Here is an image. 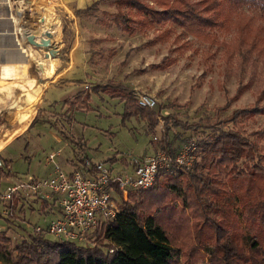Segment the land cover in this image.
Masks as SVG:
<instances>
[{
    "label": "trees",
    "instance_id": "16d2710c",
    "mask_svg": "<svg viewBox=\"0 0 264 264\" xmlns=\"http://www.w3.org/2000/svg\"><path fill=\"white\" fill-rule=\"evenodd\" d=\"M107 1L114 11L95 15L99 4ZM241 9L252 15L239 19L236 13ZM72 15L79 20L92 19L98 26L127 36L153 31L155 36L145 44L147 47L162 43L171 28H177L183 35L221 48L228 55L264 61V0H97L86 8L72 9ZM231 26L235 37L228 45L219 35ZM109 50H91L88 63ZM152 68L163 70L162 66ZM240 94L238 90L222 108H215V113L225 112ZM91 95L117 100L122 104L121 121L135 118L149 132L161 120L157 152L170 159L168 167L157 171L148 189H128L123 195L114 185L115 217L93 231L90 245L48 240L35 232L10 246L9 239L0 233L3 264H264V127L246 133L249 123L264 118L263 94L251 106L232 111L220 125L225 129L199 136L194 141L195 160L188 169L173 162L181 145L170 146L169 126L182 130H190V126L171 115L162 117L159 111L139 107L134 90L112 79L78 90L62 102L78 111L87 108ZM0 116L1 130L11 120ZM39 120L38 114L24 132ZM79 163L77 168L84 173L85 160ZM55 201L49 204L42 200V205L55 207Z\"/></svg>",
    "mask_w": 264,
    "mask_h": 264
},
{
    "label": "rangeland",
    "instance_id": "374dc122",
    "mask_svg": "<svg viewBox=\"0 0 264 264\" xmlns=\"http://www.w3.org/2000/svg\"><path fill=\"white\" fill-rule=\"evenodd\" d=\"M94 1L97 0H33L28 7L25 0L21 4L16 0H0V14H6L3 9L7 8L16 37H22L24 48L37 54L29 55L28 60L32 65L33 58L38 61L34 63L33 71L42 90L46 89V82L60 72L58 66L52 67V60H63L72 46L77 49L76 63L68 76L73 80L61 78L53 84L69 89L62 90V98L59 101L55 98L57 101L53 102H49L51 94L47 91L46 100L40 102L34 116L35 119L39 114V124L16 141L9 138L26 127L37 106L40 86L34 80L0 79V111L13 99L16 91L22 92L23 100L30 106L29 115L19 116L22 122L11 135L8 136L7 130L2 138L0 134V168L3 169L0 170V193L15 184L47 178L51 168L46 156L50 153L58 152L54 163L63 171L67 167L78 169L82 159L90 165L112 159L117 169L130 171L145 157L160 153L157 142L162 134L161 120L152 132L135 118L122 122V104L104 96L91 95L87 108L78 111L63 104V98L69 99L85 86L89 89L112 79L132 88L135 94L152 97L156 102L152 110L159 111L162 117L171 115L190 126V130L169 126L172 148L184 145V139L194 142L202 134L225 129L220 125L232 111L247 108L257 97L264 95V61H247L237 54L228 55L221 48L208 47L183 35L177 28H171L162 43L147 47L145 44L155 36L153 31L127 36L114 28L98 26L92 19L79 20L72 15V9L86 8ZM113 11L107 1L99 4L95 15ZM251 15L245 9L236 13L239 19ZM43 31L53 33V43L47 51L36 50L25 42L28 37L37 41ZM234 37L235 29L231 26L227 33L219 35V40L232 45ZM94 39L102 41L90 45L89 41ZM99 48L113 52L109 50L102 58L94 57L88 63L90 51ZM153 66H162L163 70ZM27 77L30 76L25 72L23 78ZM238 90L241 92L238 99L229 102L225 112L215 113V108H222ZM262 127L264 118H255L246 127V133ZM25 193L21 189L9 202L0 204V233L9 239L10 246L34 234L36 227H44L49 216L48 205H42V198L25 197ZM48 200L53 201V195H49ZM46 238L53 240L47 235ZM90 243L88 236L85 244ZM0 264H3L1 260Z\"/></svg>",
    "mask_w": 264,
    "mask_h": 264
},
{
    "label": "built area",
    "instance_id": "2783aa9c",
    "mask_svg": "<svg viewBox=\"0 0 264 264\" xmlns=\"http://www.w3.org/2000/svg\"><path fill=\"white\" fill-rule=\"evenodd\" d=\"M136 104L152 110L156 102L148 95L136 94ZM195 150L194 142L181 145L174 155V164L188 169L195 160ZM57 156L58 152L46 156L47 165L51 168L47 178L7 187L0 193V204L9 202L21 189L26 191V196L31 194L46 198L49 193L55 195L59 209L57 217L49 220L44 227H36L34 230L53 239L74 244L86 243L87 237L103 221L115 217L112 197L114 185L124 195L128 189H148L152 186L157 171L167 168L170 161L162 152L149 155L128 176L119 175L102 163L90 165L88 161H85L84 173L78 169L65 172L54 163Z\"/></svg>",
    "mask_w": 264,
    "mask_h": 264
},
{
    "label": "crops",
    "instance_id": "0c3cea01",
    "mask_svg": "<svg viewBox=\"0 0 264 264\" xmlns=\"http://www.w3.org/2000/svg\"><path fill=\"white\" fill-rule=\"evenodd\" d=\"M25 2L29 4L28 5L29 7L31 6V3L33 2V0H25ZM3 11H6L5 12L6 14H0V79H8V80L16 79V80H21V81L34 80L35 82L38 83V78L36 77L35 72L33 71V65L34 63H37L38 61H36V59L33 58L34 63L32 65V63H29V60H28L29 55H37V54L34 52L30 53L27 48H24L22 44V40H21L22 37L20 38L16 37V34H15L16 32L13 29L14 27L10 23V17L8 16L7 8L3 9ZM76 50L77 49L74 48V46H72V48L68 50L69 52L68 55H65V58L63 60L60 61V59L58 58H54L52 60V63H51L52 67L56 69L58 66L60 72L55 74L54 78H52L50 81L46 82L47 85H45V88H46L45 90H42L40 84L38 83L40 86V94L37 98L38 101H37V106L34 110V113L29 118L26 127L23 130L21 129L20 132L12 135L9 138V140L10 139L14 140L15 138L19 137L28 128L29 124L31 123V121L33 120L36 114V110L40 102H42L43 100H46L45 94L47 93V91L50 92L51 94V96H49L51 97L50 98L51 101L49 102H53L57 100L59 101L62 98L63 96L62 90L64 92V90L69 89V87H66V86L63 88H58V87H55L56 85H53V84H55V82L60 80L61 78L67 79V80H73V78L68 79L69 78L68 76L71 74L72 69H74L73 65L76 63L75 58H74L75 56L74 54ZM3 72L5 74H3ZM6 72H8V75L6 74ZM25 72L27 73V76H30V77L23 78ZM79 79L80 78H78L77 80ZM66 94H68V92ZM22 95H23L22 92L16 91L13 99L7 102L4 108L0 111V115H3V117H7L11 120L10 125L1 127V130H0L1 138L4 136V133L6 130L7 132H9L8 134L9 136L13 133V131H15L19 127L20 123L22 122L19 116L23 118L29 115L28 110L30 106L28 107L27 105L28 102L23 100L24 98L22 97ZM55 98H58V99L56 100ZM1 148L2 146H0V149ZM110 160L112 159H109L108 161L101 162V163H103L105 166H109L113 172L118 173L119 175L126 174L130 176L132 174V171L134 168L130 171H125V170L120 171L119 169L115 167V165H113L114 164L113 160H112V163H109ZM71 170L70 168L67 167V169H65V172H69ZM49 195H52V194L49 193L48 196ZM29 196L34 198V196L31 194L25 197H29ZM39 197L42 198V196H39ZM53 198L56 199V196L53 195ZM41 200H47L49 204L53 203V201L48 200V197L42 198ZM49 204H48V209H47L49 212V216H47L46 218V223L49 220L57 217L59 213V209H57L56 207L57 206L56 201L54 203V205L56 204L55 207H51V205Z\"/></svg>",
    "mask_w": 264,
    "mask_h": 264
},
{
    "label": "water",
    "instance_id": "95a60500",
    "mask_svg": "<svg viewBox=\"0 0 264 264\" xmlns=\"http://www.w3.org/2000/svg\"><path fill=\"white\" fill-rule=\"evenodd\" d=\"M25 42L36 50L47 51L53 43V33H50L49 31H43L38 35L37 41L28 37L25 39Z\"/></svg>",
    "mask_w": 264,
    "mask_h": 264
}]
</instances>
